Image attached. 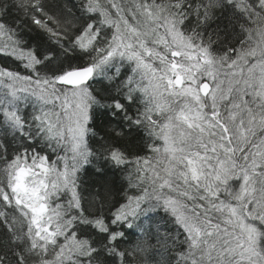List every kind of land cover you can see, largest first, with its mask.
<instances>
[{"label": "snow or ice", "instance_id": "obj_1", "mask_svg": "<svg viewBox=\"0 0 264 264\" xmlns=\"http://www.w3.org/2000/svg\"><path fill=\"white\" fill-rule=\"evenodd\" d=\"M0 264H264V0H0Z\"/></svg>", "mask_w": 264, "mask_h": 264}, {"label": "trees", "instance_id": "obj_2", "mask_svg": "<svg viewBox=\"0 0 264 264\" xmlns=\"http://www.w3.org/2000/svg\"><path fill=\"white\" fill-rule=\"evenodd\" d=\"M12 66L15 67V65H12ZM28 110L31 111L32 109L29 108ZM41 147H43V145H41ZM93 179H94V177L91 176V173H87V174L83 175L82 180H83V187L85 189V194H87V190L91 186Z\"/></svg>", "mask_w": 264, "mask_h": 264}]
</instances>
